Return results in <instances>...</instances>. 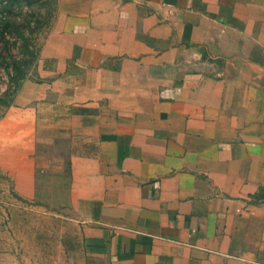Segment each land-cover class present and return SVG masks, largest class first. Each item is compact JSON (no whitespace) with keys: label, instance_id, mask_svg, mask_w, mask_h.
<instances>
[{"label":"crops","instance_id":"crops-1","mask_svg":"<svg viewBox=\"0 0 264 264\" xmlns=\"http://www.w3.org/2000/svg\"><path fill=\"white\" fill-rule=\"evenodd\" d=\"M55 149L51 264H264V0H56L0 116L10 200Z\"/></svg>","mask_w":264,"mask_h":264},{"label":"rangeland","instance_id":"rangeland-1","mask_svg":"<svg viewBox=\"0 0 264 264\" xmlns=\"http://www.w3.org/2000/svg\"><path fill=\"white\" fill-rule=\"evenodd\" d=\"M55 6L56 0H0V116L15 93L9 74L31 77L37 51L49 31ZM20 81L16 80V84ZM50 154L55 157L54 166L39 173L35 195L26 203L9 199V183L0 176V264H29L28 255L30 264H33V257L41 251V264H51L49 256L53 249L50 248L49 234L42 230L43 240L31 237L34 223H41L34 208L50 212L65 207L66 157L63 149H55ZM48 215L44 214L42 218V225L46 228L49 227ZM35 247L41 250L37 251Z\"/></svg>","mask_w":264,"mask_h":264},{"label":"trees","instance_id":"trees-1","mask_svg":"<svg viewBox=\"0 0 264 264\" xmlns=\"http://www.w3.org/2000/svg\"><path fill=\"white\" fill-rule=\"evenodd\" d=\"M21 78H23V75L14 76L12 74L11 75L9 74V80L14 84L13 91H15L17 87L16 80L21 79ZM261 193H262V190H261Z\"/></svg>","mask_w":264,"mask_h":264}]
</instances>
